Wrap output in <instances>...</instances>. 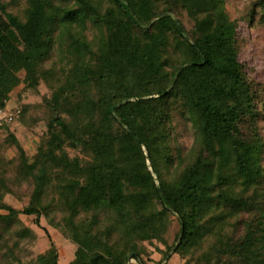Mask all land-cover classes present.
I'll return each mask as SVG.
<instances>
[{
	"label": "trees",
	"instance_id": "1",
	"mask_svg": "<svg viewBox=\"0 0 264 264\" xmlns=\"http://www.w3.org/2000/svg\"><path fill=\"white\" fill-rule=\"evenodd\" d=\"M25 4L20 14L0 0V108L22 83L24 92L47 84L46 115L38 114L43 105L25 104L15 119L29 130L46 122L44 162L31 163L12 132L2 147L18 149L14 169L33 179L36 192L53 175L80 186L84 199L68 213L47 210L49 223L77 246L69 264H147L144 243L156 240L167 248L164 258L174 253L197 264L194 250L241 213L250 215L244 236L216 248L210 264H264L263 114L223 0ZM257 10L264 26V0L251 14ZM177 116L196 134L186 163H178ZM15 163L0 159L8 170ZM231 180L243 187L238 196L227 188ZM42 212L0 196V264H59L54 243L36 259L21 255L20 242L36 240L21 215L40 225ZM173 216L180 230L169 246Z\"/></svg>",
	"mask_w": 264,
	"mask_h": 264
},
{
	"label": "rangeland",
	"instance_id": "2",
	"mask_svg": "<svg viewBox=\"0 0 264 264\" xmlns=\"http://www.w3.org/2000/svg\"><path fill=\"white\" fill-rule=\"evenodd\" d=\"M11 4L10 10L15 13H24L26 0H4ZM258 0H223V5L229 13L230 18L237 23V43L240 51V59L244 64V71L254 87L259 90V108L263 114L260 121V131L264 140V26L259 24L258 10L251 14L255 3ZM184 23L188 28H191L192 21L186 11L180 14ZM25 73L21 75L24 76ZM24 84L22 83L12 94L8 105L9 107L20 106L25 104L43 105L39 109V117H44L47 112H44V99L50 96V90L46 83L42 82L39 91H23ZM175 145L180 149V158L178 163L189 162L193 157V145L196 134L191 124L185 121L184 118L177 116L175 121ZM47 130V125L44 120H41L34 128L29 130L19 120L13 122L8 128L0 130V159H13L15 165L9 170L5 167H0V196H3L4 202L16 209L23 210L28 206L40 209L42 215L40 217V225L35 224L36 216L21 215L24 224L31 228L36 234L35 241L23 240L21 244V255L26 260L36 259L40 254L45 253L54 243L58 249L59 264H69L76 256L77 246L71 239L64 236L58 229L54 228L48 221V209L55 208L59 215L68 213L70 208L74 206L77 199L83 198L82 190L77 182L64 177L62 175H53L46 178V182L40 192H36V185L32 178H20L15 166L18 164V149L16 147H2L4 141L10 132L14 133L24 147L30 162L40 167L45 158V147L40 146L41 137ZM70 155L85 157L83 153L68 149ZM87 158V157H85ZM264 169V154L261 161ZM168 178L171 175L167 176ZM232 177V176H231ZM157 182H159L157 180ZM228 190L235 195L242 193L243 187L241 184L234 183L227 185ZM259 190H264V177L262 185H258ZM252 193V192H251ZM84 199V198H83ZM47 211V212H46ZM46 212V213H45ZM6 213V211H2ZM250 220V215L241 213L228 217L221 228L207 236L196 248L191 256L193 263L210 264L214 258V250L221 248L224 244L230 241L240 240L247 227V221ZM180 225L176 216L171 217V225L166 236L169 246L176 242ZM150 250V254L146 256L147 264H184L188 258L181 257L171 253L167 258H164L166 246L157 240L153 243H144ZM264 255V246L262 249ZM229 259L228 264H239L232 259ZM226 260V258H225ZM136 264V261L132 259Z\"/></svg>",
	"mask_w": 264,
	"mask_h": 264
},
{
	"label": "built area",
	"instance_id": "3",
	"mask_svg": "<svg viewBox=\"0 0 264 264\" xmlns=\"http://www.w3.org/2000/svg\"><path fill=\"white\" fill-rule=\"evenodd\" d=\"M21 112L20 106L0 108V128L11 125Z\"/></svg>",
	"mask_w": 264,
	"mask_h": 264
}]
</instances>
